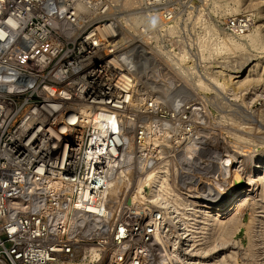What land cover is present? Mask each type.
Here are the masks:
<instances>
[{
  "label": "rangeland",
  "instance_id": "rangeland-1",
  "mask_svg": "<svg viewBox=\"0 0 264 264\" xmlns=\"http://www.w3.org/2000/svg\"><path fill=\"white\" fill-rule=\"evenodd\" d=\"M90 1L89 13L77 21L76 26L70 22L66 24L64 18L58 21L60 32L72 36L81 29V36H86L94 27L108 23L103 20L104 18H100L109 12L112 15L110 18L112 25L122 27V33H119L117 40L121 35L125 39L123 41H126L117 52L111 53V57L117 55L116 57L124 58V64L129 65L130 69L125 75L130 79L129 88L133 90L130 97L132 104L139 110L147 109V112L140 119L131 113L127 114L128 117L117 116L118 119L116 117L120 133L127 138L125 154L123 153L127 159L124 157L122 161L119 160L120 157L115 158L118 155L116 153L111 167H106L109 161L107 159L97 163L98 166L94 165L91 158H87L92 147L97 148L103 144L104 136H97V128L102 125L105 128L108 125L113 126L114 121V118L107 119V123L106 117L100 119L95 115L96 111H92L90 115L85 114L84 122L86 121L88 128L82 145L76 147L82 155V162L74 173L56 169L58 172L54 171L53 175L48 171L46 163H38L35 160L29 164H21L19 168L17 161L20 158L13 156L7 159L6 141L14 132L28 130V127L21 124L28 117V113H32L33 110L37 112L43 103L42 95L38 93L47 86L59 88V82L61 83L66 73L60 70V75H57L56 70L67 56V52L74 51L71 57L76 56L78 42L81 41L65 42L64 38H58L50 26H47L49 35L56 37L55 39L61 43V49L57 52L56 58L42 70L34 67L27 69L30 74L43 75L45 78L40 79L30 91L12 93L10 96L0 98V260L5 264H116L122 263L127 255L128 259L124 264L152 263V255L146 253L142 245H136L137 238H142L146 230L144 227L148 230L149 225L156 220H152V216L148 215L142 221L143 214L136 210L137 207L144 205L142 196L150 193L151 182L156 176L153 174L150 177L152 170H156L155 173L163 172L169 186L167 199L176 197L185 202L187 199L185 193L188 190H196L206 193L205 200H208V203L217 204L222 198H211L212 193H216L220 184H224V177L229 173L226 170L225 174L219 177L220 170L214 173L212 169L214 165L229 154L242 160L243 155L251 157L264 153L262 0ZM64 2L71 8L82 0ZM95 18L97 20L92 23ZM241 19L244 23L239 26L237 22ZM43 23V19L37 17L32 18L27 25L28 28L35 30L31 35L36 42L42 39L39 38L41 33L39 29ZM64 27L67 29L63 31ZM249 61L254 63L259 61L257 74H252L243 82L240 78H234L235 71ZM259 73L261 77H256ZM50 74H56L52 81L47 80ZM57 78L59 82L55 81ZM62 82H64L62 86L65 84L64 88L68 85L64 90L69 96L78 97L76 92L78 84L73 83L76 79L70 78ZM123 119L125 122L122 123ZM203 126L214 132L202 136L203 140L199 147L206 150L200 151L202 154L197 153L198 150L186 152V143H189L197 129ZM104 127L101 129L104 130ZM140 133H144V139H140ZM197 139L198 137L193 142H197ZM106 142L107 140L105 144ZM188 156L190 157L186 158ZM38 164H43L41 172L35 171ZM100 166H105L107 175L101 173L102 176L97 178L98 175L94 173L102 172L103 169L98 168ZM161 166L162 169L157 170ZM235 166L239 164L235 163ZM8 168L5 173L10 180L8 179L7 185H3L2 171ZM253 168L254 166L249 172ZM115 169L119 171L116 172ZM247 174H244L245 177ZM111 176L117 183L112 197L104 202L99 213L86 214L87 212L83 211L78 213L80 210L76 204L83 201L84 194L92 190V196L98 194L97 192L106 188L107 180L111 183ZM103 177L105 179H101ZM137 193L142 195L139 197ZM129 194L134 195L133 200L127 198L130 197ZM94 200L90 199L89 203ZM188 200L190 203L192 199ZM76 210L78 212L74 213ZM103 211L106 214H102ZM155 215L157 216V213ZM260 215L264 216V213ZM231 216H234L235 221L219 235L223 240L214 242L219 247L211 249L210 252L214 250V253L207 257L208 264H212L217 256L228 257L230 254L234 257L226 259L229 264H264V251L256 249L257 247L253 246L255 241L250 240L253 229L257 226L255 219L262 221L264 218L254 217L249 207L242 208L236 215ZM174 234L170 230L164 236L170 235L172 240L178 241ZM170 246L173 247L172 244ZM179 246L180 244L177 245ZM180 250L186 264L190 258H198L197 255L186 252L183 246Z\"/></svg>",
  "mask_w": 264,
  "mask_h": 264
},
{
  "label": "bare ground",
  "instance_id": "bare-ground-1",
  "mask_svg": "<svg viewBox=\"0 0 264 264\" xmlns=\"http://www.w3.org/2000/svg\"><path fill=\"white\" fill-rule=\"evenodd\" d=\"M97 2L100 3L99 1ZM262 2L264 1L262 0L261 3ZM65 3L66 2H64V0H0V98L10 96V94L12 93L20 94L21 92L30 91L35 87L36 83L40 79L43 80L45 78V76L43 77V75L38 76L35 74H30L27 69L29 67H34L35 69L40 68L42 70L44 67L49 65L54 58H56L55 56L57 55V52L59 51V49H61V43H59V40L55 39L56 37L53 38L51 35H49L47 26H50V28L58 38H64V41L66 40L67 42H76V40H81L80 42H78L76 56L71 57L74 51L67 52V56L63 58L56 70L57 75H60V70H63L64 74L66 73V75L63 76L62 81L68 80L70 78L73 80L76 79V82L73 83L78 84L76 90V92L78 93V97L69 96L66 90H64L65 88L67 89L68 85L64 88L63 86L65 84L62 86V83L64 82L61 81L60 83L58 78L55 81L58 80L59 88L55 86L43 87L42 91L38 93L42 95L43 99V103L39 106V110L37 112H34L33 110L32 113H28V117H26V119L24 117L25 121H23V123L21 124L28 127V130L21 129L19 132H14V134H11L10 138L6 141L5 144L6 147L8 146L7 148H5V152L8 153L4 154L7 155V159H10V157L13 158V156L17 159L20 158L17 161L19 168H21V164H29L30 161L35 160L38 163H46L48 171H50V174L53 175H55L53 172L57 171L56 169H64L65 173H74L76 170H78L77 167L79 166L80 162H82V155L79 149L76 147L78 145H82L84 135L88 128V126L85 124L86 121L84 122L85 114L90 115L92 111H96L95 115L99 116L100 119L102 117H106L107 123V119L113 120L114 118L113 126L106 125L107 127L105 128L104 125H102V127H104V130L101 129V126L97 128V136H104L103 144L99 145L97 148L92 147L91 152H89L90 156L87 157L88 159L91 158V160L94 161V165H98L100 161L102 162V160L107 159L109 161L107 164L108 166L106 167H109L112 164L113 158L116 153H118V155L115 158L120 157L119 160L123 161L125 157L124 151L127 144V138H125L118 129L119 124H116L118 119L117 116H127V114L131 113L132 115H135L140 119V117L144 116V114L147 112V109L139 110L132 104L133 102L130 97L133 94V90L129 88L128 80L130 81V79H127L125 75L130 69L129 65L124 64V58L116 57L117 55L115 57H111V53L117 52L119 48H121L123 43L126 42L123 41L125 39H123L121 35L120 39L118 38L117 40V37H119V33H122V27L119 28L118 26H116V23V25H112L110 19L112 15L107 12V14L101 16L100 19L104 18L103 20L108 23H104L103 25L100 23L102 26L100 25L94 27L86 34V36H81V29L77 34L67 36L60 32L58 21L61 20V18H64L67 21L65 22L66 24L70 22L74 23L75 25L77 21L83 19V17L87 15V13H89L88 8L91 6V1L82 0V2L75 4L74 7L70 6L71 8H69ZM94 4L95 3H93L92 6H94ZM105 7L109 8L107 6ZM99 8L101 9V7ZM37 17L42 18L44 23L39 29L41 31V33L39 34V38L42 39H40L41 41L36 42V40L32 39L31 35L35 30L28 28L27 25L32 18ZM96 20L97 18L93 19L91 22L93 23ZM82 21L84 22L85 20ZM79 26H81V24ZM64 29L66 30L67 28L64 27L63 31ZM61 34L63 36H61ZM111 43H113V45ZM69 57L73 60H70ZM258 62L254 63V61H249L243 66H240L235 71L236 75L234 76V78H240L241 82H243V80L249 78L252 74H257V67H259ZM260 74L261 73H259V75H256V77H261ZM55 76L56 74H53L50 77H47V80L52 81ZM256 79L259 80V78ZM123 121L124 119L122 120V123ZM206 133L214 134V132H212L210 128H205L204 126L201 128L199 127L195 132L192 140H190V142L188 141L189 143H186L187 147H185V151L190 153L194 152V150H198L197 153L199 152V154H202L201 152L205 148L201 150V148L199 147V143H201V141L203 140L202 136H204ZM140 134V139H144V133ZM196 137H198V141L193 142ZM99 139L101 140V138ZM99 139L98 143L100 142ZM106 140L107 142L105 144ZM192 144H194V146ZM104 148L106 149L104 150ZM159 152L160 151H158V153ZM208 155L212 156L211 154ZM189 157L190 156L186 158ZM243 157L244 158L240 160L239 158L237 159L233 155L229 154L226 155L222 160H220L218 164L214 165L213 168L211 167L214 173H217L218 170H220L218 172L219 177H222L223 174H225L226 170H228L227 173H229L227 174L228 176L225 175L227 177H224V184H220L219 188L216 190V193H212L213 195L211 196V198H222L221 201H219L217 204H211L210 202L208 203V200H205L206 193H202L196 190H188L185 193L187 197V199H185V202H183V199L178 200V198L176 197L167 199V191L169 190V188L167 187L169 186H167L168 184L166 182V178L163 175V172L155 173L156 170H152L154 173L150 172V177L153 176V174L156 175L154 180L151 182L150 193L146 196H142L143 200L145 201L144 205L141 204L142 206H139L137 207L138 209H136L137 212H141L143 214L142 221L143 218L146 219L145 217H147L148 215L152 216V220L156 219L153 224L149 225L148 230L147 227H144L146 228V230L141 236L142 238H137L138 240L136 242L137 246L142 245V248H144L146 253L148 252L150 253V255H152L153 262L149 264H186L180 253V248L182 246L184 247L186 252L188 251L189 254L197 255L196 257H198H189L190 260H188L189 262H187V264H208L206 260L207 257L214 253L216 247H219V245L214 244V242L216 240H223L219 235H221V232L225 231L227 227L233 224V222L235 221L234 216H231L232 214L236 215V213L242 208L245 209L249 207L254 217L264 218V216L260 215L261 213H264V153H260L257 156L251 157L243 155ZM181 159H183V157H181ZM214 162L216 163V161ZM235 163L239 164V166H235ZM41 165L43 164H38V166L35 168V171L41 172L44 168H42ZM252 166H254V168L251 172H249V169ZM98 168H102L103 170L102 172H98L96 170L97 172H95L94 175H98L97 178L102 176L101 173L107 175V169L105 168V166H100ZM160 169H162V166L157 168V170ZM8 170L9 168L2 171L3 177L1 184L3 185L8 184L9 177L5 173ZM114 171L117 172L119 170L115 169ZM120 171L122 170L120 169ZM116 172H114L115 175ZM245 173H248L246 177L244 175ZM112 176L110 179L111 183L107 180V185L105 184L106 188L101 189L100 191L98 190V194L94 192L96 195L94 194L92 196L91 194H93V190L89 193L86 192L84 194L85 197L83 201H79V203L76 204L77 206L75 205L77 208H79L80 211L78 212V210H76V212L74 213H81L82 211L84 213L87 212L86 214L96 212L99 213V209L104 205V202H107V200H109L108 198H110V196L112 197V192L115 189V184L117 182L113 181ZM104 177L101 179H105ZM132 178V180H134V177ZM65 181L68 182L67 180ZM136 181L138 180L136 179ZM205 190H203V192ZM137 195L140 197L142 194L140 195V193H137ZM133 197L134 195L131 194L130 197L128 196L127 198H132L133 200ZM188 198H191L193 202L191 200V202L188 203ZM90 199L95 200L94 202L89 203ZM198 208L206 209L199 210ZM103 213L104 211L102 212V214ZM155 213H157V216L155 215ZM158 214H161V217H159ZM75 215L77 216V214ZM263 220L261 221L255 219V221L257 222V226L255 227L257 229H253L252 238H250V240L252 242L255 241L253 246L257 247L256 249L264 251ZM170 230L175 233L174 235L176 236L178 241L172 240L170 235L164 236V234H166ZM176 242L180 244L179 247H177L178 244ZM170 244H172L173 247H171ZM211 249L214 250L210 252ZM208 252L210 253L207 254ZM228 257L234 256L230 254ZM228 257L227 255L223 257L217 256L212 264H229L226 260ZM127 259L128 255L122 263L116 264H124ZM0 264H5V262L0 260Z\"/></svg>",
  "mask_w": 264,
  "mask_h": 264
},
{
  "label": "built area",
  "instance_id": "built-area-1",
  "mask_svg": "<svg viewBox=\"0 0 264 264\" xmlns=\"http://www.w3.org/2000/svg\"><path fill=\"white\" fill-rule=\"evenodd\" d=\"M243 23H244V21H243L242 19H241V20H238V22H237V24H238L239 26H242Z\"/></svg>",
  "mask_w": 264,
  "mask_h": 264
}]
</instances>
